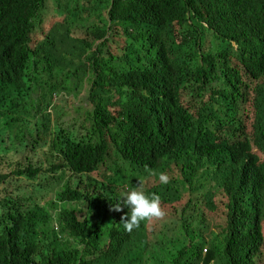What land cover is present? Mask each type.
Returning <instances> with one entry per match:
<instances>
[{
  "label": "trees",
  "instance_id": "obj_1",
  "mask_svg": "<svg viewBox=\"0 0 264 264\" xmlns=\"http://www.w3.org/2000/svg\"><path fill=\"white\" fill-rule=\"evenodd\" d=\"M62 1L0 0V159L24 124L14 151L36 156L0 173V188L34 189L0 200V264H257L264 0ZM49 17L59 22L46 28ZM55 96L73 125H55ZM152 176L146 193L177 218L129 233V209H111ZM195 195L208 213L225 207L218 232L190 214Z\"/></svg>",
  "mask_w": 264,
  "mask_h": 264
},
{
  "label": "rangeland",
  "instance_id": "obj_2",
  "mask_svg": "<svg viewBox=\"0 0 264 264\" xmlns=\"http://www.w3.org/2000/svg\"><path fill=\"white\" fill-rule=\"evenodd\" d=\"M80 2H81V4H84L85 0H80ZM65 4H66V0H63L62 5L64 6ZM54 21H55V23L59 22L57 19H53L52 17H49L47 24H46V28L49 27L51 24H53L52 22H54ZM113 48L117 49V46L114 45ZM88 88H89V85H88V83H86L80 89L81 95H80V92L79 93H73L71 95L73 97H78L79 95L80 96L85 95L86 90ZM70 90L73 91V89L71 87H70ZM82 99H84V98L80 97L78 99V103H80L82 101ZM63 100H65V97L62 99V98H60V96L59 97L55 96V100L53 102V109L51 108L49 110V113L52 114L53 121H54L55 125L58 121H60L63 124H65V122H66V123H70V125H73L75 122L76 116L74 114H70L68 116H65L64 111H63V113H61V109H63V107H62L63 106ZM65 101L67 102L70 100L66 99ZM85 104H86V107L88 108L89 103L85 102ZM245 108H246L247 112L249 113L250 108H251L250 103H248L245 106ZM65 109L68 112L70 111L68 104H65ZM29 121L32 122V125L36 124V119H31ZM80 123H82V121H80ZM28 128L29 127L27 124L22 125L20 127L21 132L17 131L15 134L14 147H11L10 145H8V147H11L10 148L11 153L9 155L3 156V158L0 159V173L1 174H9V173L15 172L20 167L26 166L27 161H35L36 156L34 155V153H31L29 151H25L23 153L18 154L16 151H14V150H16L18 145L20 144L22 137L27 134L26 131L28 130ZM31 128H33V126H31ZM53 131L56 132V129L53 128ZM18 136H20V138ZM6 139H7V137H6ZM2 149H3V147L0 146V150H2ZM12 151H14V152H12ZM0 153H7V151L6 152L0 151ZM42 154H43V152H42ZM98 174H99L98 172H95L93 175L95 176ZM157 183H158V180H156L154 177H151L149 179L144 180V187H145V189H148ZM4 190L7 192L6 194L4 193ZM33 190L34 189L32 188V185H30L29 183L12 178L6 186L0 188V200H2L5 197H10L13 199H20V200L23 198H26V197H31V192ZM125 193H126V191L124 192V194ZM81 208H82V206L80 207V209ZM167 209L168 208H166V210ZM202 210L204 212L205 218L207 219V223H208V226L205 227L208 229L206 231V233H208L209 231H213L214 233L218 232L220 230V228L226 224V209L224 206H221L216 213H208V212H206L205 208H203L202 197L200 195L193 196L190 214H192L194 218H197L202 213ZM174 211H176V210H174ZM165 216L166 215H164L161 218H157L154 222L150 221V223L152 224L151 229L156 230V231L161 230L163 228L164 224H170L177 218V216H173L171 213L168 214V211H167L166 219H165ZM257 264H264V248H263V255L258 259Z\"/></svg>",
  "mask_w": 264,
  "mask_h": 264
},
{
  "label": "clouds",
  "instance_id": "obj_3",
  "mask_svg": "<svg viewBox=\"0 0 264 264\" xmlns=\"http://www.w3.org/2000/svg\"><path fill=\"white\" fill-rule=\"evenodd\" d=\"M113 151L111 153L112 155ZM108 159V161H110L111 163L122 161V159L118 158V156L108 157ZM146 179H138V185L132 187L131 190L125 193V197L122 203L114 204L111 209L112 211L116 212H122L123 207H127L129 209V213L121 217L120 223L123 228L129 233H131L134 229H138L141 226V222L148 221L153 218H161L165 215L161 207V197L155 193H146V189L144 187V180ZM159 180L161 183L167 184L169 182V176L165 173H160ZM121 205H123V207Z\"/></svg>",
  "mask_w": 264,
  "mask_h": 264
}]
</instances>
